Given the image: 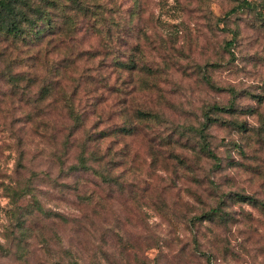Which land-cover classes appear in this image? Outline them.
I'll use <instances>...</instances> for the list:
<instances>
[{
	"label": "rangeland",
	"instance_id": "rangeland-1",
	"mask_svg": "<svg viewBox=\"0 0 264 264\" xmlns=\"http://www.w3.org/2000/svg\"><path fill=\"white\" fill-rule=\"evenodd\" d=\"M82 2L33 0L62 30L36 49L0 38V264H264V0ZM104 131V177L69 169ZM27 183L68 222L36 212L19 250L8 189Z\"/></svg>",
	"mask_w": 264,
	"mask_h": 264
},
{
	"label": "trees",
	"instance_id": "trees-1",
	"mask_svg": "<svg viewBox=\"0 0 264 264\" xmlns=\"http://www.w3.org/2000/svg\"><path fill=\"white\" fill-rule=\"evenodd\" d=\"M74 4L77 5L78 9L83 11H88L89 7H87L85 2H82V0H72ZM56 3V2H55ZM50 9H55L56 4H52L49 2ZM253 9V5L247 1H243L242 4L235 8V10H232L230 14L243 11V9ZM45 11L40 4H33V0H0V38H3L5 40L11 39V40H19L21 43H23L24 47H29V50L36 49L39 46H42V44L46 40H52L57 38L59 35L62 34V30L60 29V26L58 24V21L55 20V17H51L50 13L43 12ZM38 53H35L33 56L35 57ZM39 56V55H38ZM37 56V57H38ZM33 57V58H34ZM41 59V58H40ZM35 60V58L33 59ZM120 68H127V69H133L134 64H124L121 62ZM21 80H24L22 76L15 77V81L21 82ZM29 85H34L35 82L28 81ZM54 88L51 85H46L40 89V96L46 99L47 97L52 95ZM64 98H66L65 109L67 110V113L73 122L72 129L74 131L72 132H78L83 127H85L87 122V117L83 115L81 112H79L75 102L72 99V96L65 94ZM217 111H227L224 108L215 107L214 108ZM140 119H145L147 122H153L152 118L154 116L150 113H138ZM205 129V128H204ZM121 132L123 133H132V128H121ZM119 132V131H117ZM119 132V133H121ZM201 139H203V146L202 150L207 155L211 156L212 158H215L213 153L210 150V143L207 141L205 137L204 130L200 133ZM109 136V133L107 131L90 134L87 136L86 141L82 142L81 151L82 154H80L78 158V165L70 167L69 169L73 171H92L94 174L99 175V177L103 178V173L99 171H95L92 167L89 165V159L86 155L87 147L88 145H93L94 143L103 140ZM70 140L66 139L64 141V145L66 146L65 149H68L70 147ZM92 143V144H91ZM96 153L94 152L93 156H96ZM101 155V154H100ZM93 159V158H91ZM102 158H94V162L101 161ZM33 188L29 183H27L24 188L19 189L16 188H9L8 189V195L11 202V205L14 206L13 209V218L18 221V230H16V233L18 232L19 238L17 235L12 232V236H15L16 239H18L17 247L19 250H23V247H21L22 243H26L29 239L32 238L33 233L35 232V223L34 218H38L35 216V213L37 212L38 215H41L43 219H47L49 221H58V222H64L67 223L68 219L65 216H62L59 213H56L52 210H45L38 197L33 194ZM28 195H32L34 198L32 201V204L28 207H22L19 205V202L23 197H26ZM264 207V204L262 205ZM214 214H209L205 217H207L209 220H212ZM216 215V214H215ZM35 218V219H36ZM39 219V218H38ZM33 225V227L30 226ZM15 241V240H14ZM67 256L72 257L71 251L67 250ZM68 264H72L68 262Z\"/></svg>",
	"mask_w": 264,
	"mask_h": 264
}]
</instances>
